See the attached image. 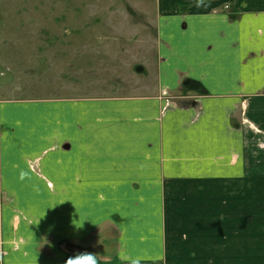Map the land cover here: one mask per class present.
<instances>
[{"label": "crops", "instance_id": "0c3cea01", "mask_svg": "<svg viewBox=\"0 0 264 264\" xmlns=\"http://www.w3.org/2000/svg\"><path fill=\"white\" fill-rule=\"evenodd\" d=\"M152 13V89L0 91V264H264V0Z\"/></svg>", "mask_w": 264, "mask_h": 264}, {"label": "rangeland", "instance_id": "374dc122", "mask_svg": "<svg viewBox=\"0 0 264 264\" xmlns=\"http://www.w3.org/2000/svg\"><path fill=\"white\" fill-rule=\"evenodd\" d=\"M153 6L154 0H0V91L36 86L38 96L59 73L75 70L87 95L152 89Z\"/></svg>", "mask_w": 264, "mask_h": 264}, {"label": "clouds", "instance_id": "9594fccd", "mask_svg": "<svg viewBox=\"0 0 264 264\" xmlns=\"http://www.w3.org/2000/svg\"><path fill=\"white\" fill-rule=\"evenodd\" d=\"M66 264H98L97 254L91 252H81L69 257Z\"/></svg>", "mask_w": 264, "mask_h": 264}, {"label": "trees", "instance_id": "16d2710c", "mask_svg": "<svg viewBox=\"0 0 264 264\" xmlns=\"http://www.w3.org/2000/svg\"><path fill=\"white\" fill-rule=\"evenodd\" d=\"M181 89L183 92L194 91L199 94L203 91V88L200 83L192 79H184L181 83Z\"/></svg>", "mask_w": 264, "mask_h": 264}, {"label": "built area", "instance_id": "2783aa9c", "mask_svg": "<svg viewBox=\"0 0 264 264\" xmlns=\"http://www.w3.org/2000/svg\"><path fill=\"white\" fill-rule=\"evenodd\" d=\"M262 146H264V143H262Z\"/></svg>", "mask_w": 264, "mask_h": 264}]
</instances>
